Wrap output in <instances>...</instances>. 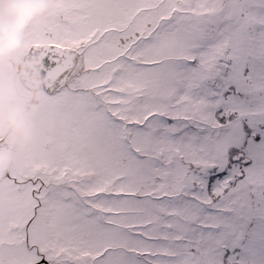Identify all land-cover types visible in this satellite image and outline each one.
Segmentation results:
<instances>
[{
    "label": "snow or ice",
    "instance_id": "obj_1",
    "mask_svg": "<svg viewBox=\"0 0 264 264\" xmlns=\"http://www.w3.org/2000/svg\"><path fill=\"white\" fill-rule=\"evenodd\" d=\"M45 3L0 66V108L47 81L0 264H264V0Z\"/></svg>",
    "mask_w": 264,
    "mask_h": 264
},
{
    "label": "rangeland",
    "instance_id": "obj_2",
    "mask_svg": "<svg viewBox=\"0 0 264 264\" xmlns=\"http://www.w3.org/2000/svg\"><path fill=\"white\" fill-rule=\"evenodd\" d=\"M12 52L8 56H0V60L4 64L3 66L6 67L9 61L19 53V51L15 54ZM13 80L24 90V94L6 96L13 98L16 102H6L8 100H5L2 108H0V145L10 146L15 161L18 153H30L37 146L39 131L35 122V114L43 91L34 90L28 92L20 82L17 72L13 73ZM3 84L5 86L7 84L6 76ZM27 101L28 104L26 106H30L28 111L24 109V102ZM16 125H20V127Z\"/></svg>",
    "mask_w": 264,
    "mask_h": 264
},
{
    "label": "clouds",
    "instance_id": "obj_3",
    "mask_svg": "<svg viewBox=\"0 0 264 264\" xmlns=\"http://www.w3.org/2000/svg\"><path fill=\"white\" fill-rule=\"evenodd\" d=\"M45 8V0H0V56L19 47L22 31ZM7 163V153L0 154V167Z\"/></svg>",
    "mask_w": 264,
    "mask_h": 264
},
{
    "label": "water",
    "instance_id": "obj_4",
    "mask_svg": "<svg viewBox=\"0 0 264 264\" xmlns=\"http://www.w3.org/2000/svg\"><path fill=\"white\" fill-rule=\"evenodd\" d=\"M19 72L23 82L31 87L43 88L47 83L41 76V56L38 54L24 57L19 64ZM2 153H7L8 163L6 167H0V169L11 167L13 161L12 153L7 148H0V154Z\"/></svg>",
    "mask_w": 264,
    "mask_h": 264
},
{
    "label": "flooded vegetation",
    "instance_id": "obj_5",
    "mask_svg": "<svg viewBox=\"0 0 264 264\" xmlns=\"http://www.w3.org/2000/svg\"><path fill=\"white\" fill-rule=\"evenodd\" d=\"M31 22V21H30ZM29 22V23H30ZM28 23V24H29ZM27 27V26H26ZM26 27L24 28V30L22 31V33H21V37H20V44H19V47L18 48H16L15 50H13V54H15V53H17L18 51H19V53H20V51H21V48H22V44H23V34H24V31H25V29H26ZM40 43H41V45H44L46 42L45 41H40ZM9 55V53L7 54V56ZM24 59V58H23ZM22 59V60H23ZM22 60H21V62H22ZM20 64V63H19ZM4 64H3V61H1L0 60V66H3ZM17 76H18V78H19V80H20V82L22 83V85H23V87H25L26 89H27V91L28 92H31V91H34V90H36V91H39V90H41V91H43V88H38V87H31V86H29V85H26L24 82H23V80H22V78H21V75H20V72H19V65H18V71H17ZM4 82V80L3 81H0V83H3ZM10 99V100H9ZM5 100H8V101H6V102H16V100H14L13 98H8V97H6L5 98ZM25 104H24V109H26L27 111L30 109V106H26V104H28V101L27 102H24ZM23 112H25L24 110H23ZM3 144H1L0 146H2ZM2 148H7L11 153H12V151H11V148H10V146H8V145H3L2 146ZM12 156H13V153H12ZM14 158V157H13ZM13 163H14V159H13V161H12V165H13ZM11 165V166H12Z\"/></svg>",
    "mask_w": 264,
    "mask_h": 264
}]
</instances>
